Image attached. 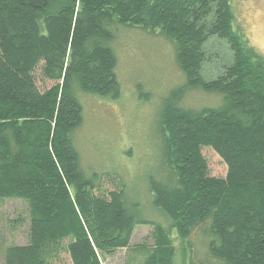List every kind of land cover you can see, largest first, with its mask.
I'll return each mask as SVG.
<instances>
[{"label": "trees", "instance_id": "obj_1", "mask_svg": "<svg viewBox=\"0 0 264 264\" xmlns=\"http://www.w3.org/2000/svg\"><path fill=\"white\" fill-rule=\"evenodd\" d=\"M234 22L229 0H0V201H23L29 211L28 243L5 247L3 264L59 255L102 264L142 224L153 227L154 245L140 264H175L196 231L217 264H264V58ZM117 25L171 41L186 79L162 103L165 179L149 182L170 226L139 219L116 177H87L73 145L83 121L75 88L119 97L106 45ZM213 41L228 61L207 53ZM214 61L218 73L205 80ZM37 72L53 85L41 91ZM192 89L219 95L216 107H182ZM205 148L225 177L210 175Z\"/></svg>", "mask_w": 264, "mask_h": 264}, {"label": "rangeland", "instance_id": "obj_2", "mask_svg": "<svg viewBox=\"0 0 264 264\" xmlns=\"http://www.w3.org/2000/svg\"><path fill=\"white\" fill-rule=\"evenodd\" d=\"M235 17L234 28L264 58V0H229ZM113 39L106 45L116 57L115 75L120 94L116 99L84 93L75 88L83 108V121L75 129L72 141L87 177L111 175L124 186L125 200L141 220L170 226L168 217L152 205L151 179H165L162 140L159 132L162 103L169 94L184 86L186 79L175 59L174 44L138 28L117 25ZM207 53L217 55L220 63L229 60L224 44L209 43ZM219 62L207 64L203 78L210 80L220 68ZM43 91L53 84L35 74ZM220 96L199 89L188 90L180 105L187 109L216 107ZM211 176L223 178L226 167L210 149L203 150ZM28 206L19 200L0 201V264L3 251L10 245L28 243ZM207 240L200 231L179 244L175 264H217L207 253ZM154 245L153 227L138 225L126 249L102 259V264H140ZM187 248V249H186ZM48 264H68L65 255Z\"/></svg>", "mask_w": 264, "mask_h": 264}]
</instances>
